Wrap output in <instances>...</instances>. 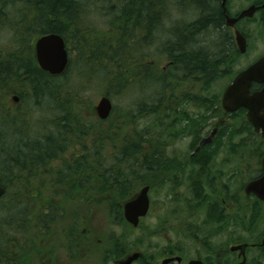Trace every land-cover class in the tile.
Masks as SVG:
<instances>
[{
    "label": "trees",
    "instance_id": "1",
    "mask_svg": "<svg viewBox=\"0 0 264 264\" xmlns=\"http://www.w3.org/2000/svg\"><path fill=\"white\" fill-rule=\"evenodd\" d=\"M0 1V40L5 31L11 33L8 46L0 45V171L3 172L0 184L6 191L0 200V214L4 212L6 216L0 228L8 229L9 226L5 227V224H14L15 219H19V229H25L29 231L28 234H36L43 239L52 232L54 222H71L74 227L65 237L68 248L77 251L83 246L87 250L92 237H84L82 228L86 222L78 220L80 212H86L89 217L95 205L101 206L113 219L112 224H124V205L145 186H154L149 172L156 155L164 152L161 149L156 153L159 145L172 144L179 134L177 127L167 122L161 127L154 124L139 131L141 129L134 127L138 113L142 114L144 110V116L149 111L158 115V105L165 104L168 97L175 96L174 91L179 92L180 86L188 80L193 82L192 91L183 92L182 96L191 94L193 101L207 108L208 113L214 111L219 106L217 97L210 99L203 93L209 90L212 82L219 80L218 58L222 51L230 49V39L226 35L216 37L208 47L199 39L203 29L209 27L208 22L216 30L224 26L218 15L186 25L181 22L178 25L172 23L169 34L176 37L171 45L176 48L173 50L174 58L168 44L172 38L160 47V51L169 56V63L172 61L174 64L164 70L158 65L156 57L147 60L144 46L140 47L137 43V32L144 33V41L156 32V25L164 17L166 19L167 13L164 10L168 6L164 0ZM95 2H117L120 6V14L110 23L112 32L99 31L87 20L88 8ZM198 4L205 12L213 11L208 5L211 2ZM29 12L31 14L28 15ZM49 34L62 36L69 52L74 51L73 57L78 62L74 63V58H71L66 73L61 76L43 72L36 60L35 43L40 37ZM145 62H151L152 65L146 67ZM142 81L150 82L151 90H159L147 98L133 100L130 107L119 114L116 125L119 129L116 133L122 137L119 143L115 138L107 136L113 132L112 128L108 131V127L113 123L114 112L105 121L94 115L87 105L88 90L95 83L107 84L112 87L115 95L132 99L138 98L136 90L140 88L137 85ZM16 86L21 88L14 91L21 100L25 101V93H29L37 102L43 100L49 105L51 116L44 118L49 123L44 125L43 131L39 124L28 127L27 115L20 114L19 110H7L3 100L13 93ZM151 99H154L152 103H148ZM86 111H89L88 116ZM103 127L107 129L102 130ZM127 127L132 128L129 134L124 132L129 129ZM240 133L246 137L241 140V150L250 140L256 143V137L247 124H242ZM89 137L92 138V148L87 145ZM232 137L233 134L230 135ZM222 142L228 143L226 139ZM71 143L79 146V153L67 156ZM109 148H112L113 154L104 155ZM14 184L23 190L22 194L35 193L34 197L29 198H34V205L38 209L31 211L33 214L28 220L23 219L25 212L20 211V215H16L18 210L13 199L16 192L9 191ZM47 191L52 197H44ZM7 198L8 203L5 205ZM55 200L58 205L52 203ZM263 207L261 202L254 201L249 214L242 207L238 215L231 217L234 230L238 227L245 234L234 242L237 245L260 244L248 251L259 252L262 260L263 238L256 237L255 233L256 225L263 217ZM9 240L13 246V255L4 251L7 239L0 233V264H27L31 258V245H36L35 241L30 236L24 238L23 242L15 237ZM81 241L85 242L84 245ZM77 243L78 249L75 247ZM86 243H90L89 246ZM1 251L5 253L1 254ZM120 256L121 249L115 248L108 255V260ZM226 262L230 264L228 260Z\"/></svg>",
    "mask_w": 264,
    "mask_h": 264
},
{
    "label": "rangeland",
    "instance_id": "2",
    "mask_svg": "<svg viewBox=\"0 0 264 264\" xmlns=\"http://www.w3.org/2000/svg\"><path fill=\"white\" fill-rule=\"evenodd\" d=\"M179 0H176L177 4H172L174 0H164V2L167 4L166 9L164 12H166V19L165 17L163 18V21L160 23L161 29L159 30V33H154L150 35V37L146 38V40L143 41L144 39V33H139L137 32V43L140 47L144 46L145 49V54H147V60L152 59L153 57L157 58L158 65L160 68L167 67V64L169 63V56L167 54L161 53L160 51V46L165 45L169 38L171 37L169 34V31H171V26L172 23H175L178 25L179 22L183 24H188L190 22H194L197 20V17L200 15V10L199 7L197 6V3L194 2L193 0H185L189 4H193L191 6L187 4H178ZM198 3L201 4L202 0H198ZM247 1L246 0H232V7H234L233 12L236 11V9H242L247 7ZM114 7L113 9H111ZM0 8H1V1H0ZM159 9V7L157 8ZM89 16H88V21L90 22L91 26H95L99 29V31H107L106 33L112 32L110 30V23L113 21L116 15L120 14V6L118 5L117 2H102V3H97L95 2L88 8ZM31 14V12L28 13V15ZM153 18V17H151ZM185 18V19H184ZM127 19V17H125ZM168 21V22H167ZM171 22V23H170ZM162 35V36H161ZM254 35V36H253ZM11 36V33L8 31L4 32V35L2 36L0 40V45L2 47L8 46V41ZM253 37H255V33L252 34ZM168 37V38H167ZM216 32H210L207 36L206 35H201L199 39L201 40V43L204 45L206 44V40L209 42V45L216 40ZM257 37L260 38L259 40L261 41L260 43H257L255 46V41L253 39L251 40V45L248 49V52L240 56L239 59L237 60L236 65H234V71L233 75L236 73L240 72L241 70L247 68L253 61H255L256 58H259L264 55V37L261 36L258 31H257ZM206 39V40H205ZM159 48V49H158ZM71 51L69 52V58H74V63L77 62L75 61V57L72 54ZM78 64V62H77ZM151 62H145L144 66H151ZM77 66L74 67L73 69L76 70ZM232 80V78H231ZM231 80L229 79V75H225L223 79L221 80H215L212 82L210 85V88L208 91L203 93L204 96L209 97L210 99H213L214 97H222V94L224 93L225 89L227 86L230 84ZM80 81V80H77ZM148 81H142L137 85V88L142 87V90L137 89L136 91L138 92L137 97H132V99L129 96H124V95H115L114 90L112 87L107 86V84H97L95 83L89 90H88V95H87V101H88V106L90 110H92L93 114L97 116V111L96 107L98 106V103L100 99L104 96H108L110 100L112 101L113 104V112L115 116L112 118V124L110 127H108V131L111 130L113 132H109L107 134L108 137H111L112 139L118 140L120 143L122 141V137L116 133L119 129L116 128L117 119L120 113L124 112L126 108L130 107V104L132 103L133 100L135 99H144L147 98L152 94V92L156 93L159 88H152L151 90V84ZM144 87V88H143ZM193 88V82L191 80H188L180 86V91L178 92L177 90L175 92V96H172V99H166L167 102L165 104H160L157 107L156 111H160L158 115L151 114L150 111L148 114L144 116V110H142V114L138 113V118L136 119V122L134 124V127L141 129L139 131H143L142 129H145L147 127L154 126V124L158 126L164 125L166 122L170 126H176L179 134L176 137L175 141L173 142L174 144L178 142V145L171 149H168L166 151L167 155H173L175 154L174 151L178 152H183V156H187V151H183L182 149L186 148V144L184 142H181L183 136L180 133V128L183 127L184 123L183 120H190L193 121V123L196 122H202L207 115H205L206 110H204V107L197 102H194L191 94L188 95L187 97L182 96L183 92L190 93ZM13 89V88H12ZM21 90L19 86L14 87L13 93L8 94L6 99H4V103L7 104V110H19L20 114L22 113L27 115L28 117V127H31L32 125L35 126L37 124L40 125L41 131L45 129L44 125L48 124L49 121H46V117L51 116V113L49 111V105L41 100L37 102L35 99L31 97V94L25 93V101L21 100V98L15 94L17 90ZM111 93V96L109 92ZM15 91V92H14ZM156 91V92H155ZM196 91V90H195ZM109 94V95H108ZM160 93H158L159 96ZM134 96V95H133ZM14 97H17L19 99L18 102L14 101ZM191 98V99H187ZM151 99L148 101V103H152ZM165 100V99H164ZM171 100V101H170ZM170 101V102H169ZM190 101V102H188ZM169 102V103H168ZM143 109V107H142ZM176 110V112H174ZM89 111H86L87 116ZM91 112V111H90ZM112 112V113H113ZM142 115V116H141ZM188 124H185V127ZM126 131H124L126 134H129L132 132V128L127 127ZM103 129H107V127H103ZM39 130V131H40ZM155 132V128H153V135ZM245 136H241V140L245 139ZM260 140L257 139L256 143L253 144V140H250L247 144L250 145L246 149L241 151L242 158L245 159L244 163L240 164V178L232 181H226L225 180V185L226 187L228 186L229 189H227V194L232 196L238 191V188L245 186V184L250 180L251 177L256 175V172L260 168V161L259 159L261 158V151L263 150H258V145L260 144ZM172 143V144H173ZM264 144V142H262ZM87 145L92 148V138L87 139ZM145 147V146H144ZM71 150L68 151L67 156H71V154H78L79 152V146L75 143H71ZM107 154H113L112 148L106 149L104 155ZM185 158L183 157V160ZM54 168L56 166H53ZM3 174L2 171H0V175ZM183 178L178 179L179 185H177L176 189L172 191L171 186L172 185H167L164 188L165 183L162 182H153L155 185V188L153 189L152 193L150 194V199L152 202V211L145 219V222L143 223V226L141 229L135 232H129L128 238H123V235L125 233V228L121 226H114L112 224L113 219L109 215L108 211L104 208L102 209L101 206H94L92 215L89 217L86 216L87 213L80 212V217L78 220H83L85 224H83L82 232L84 233V237L87 239L88 236L92 237L91 245L87 250L83 249V246H81L80 254L77 253L76 249L73 248L70 250L68 248L69 244L66 243L65 237H68V231L70 232L71 229L74 227L73 224L70 223H65L63 224L62 222L58 223H53L52 225V232L46 236V238H41L39 236H35L32 234H28V232L25 229H19L20 221L19 219H15L14 224H5V227L9 226V228H0V233L2 237H5L7 239V243L4 245V251L8 252L9 254L13 255L12 244L9 238L14 239H19L20 242L24 241V238L31 237L33 241H35V244L37 246H43V247H48L49 251L51 250L52 253L46 255L45 257V264H113L112 259L108 260V255L111 254L115 248H120L124 246L123 248L125 249V252H131L134 249H137L141 253H144V257L146 259H150L152 261H159L160 263L163 260V253L165 252V249H169V242H170V237H172V234L174 236V231H172V226L170 227L169 222L171 219H174L177 216V213L179 212V202L182 201L181 199H186L185 196L186 190H185V183H183ZM239 181V182H238ZM37 182V181H36ZM35 182V183H36ZM39 182V181H38ZM163 186V187H162ZM240 189L241 193L242 190ZM9 191H15L16 195L14 199V204L16 209L18 210V213L16 214L19 216V212H25L26 214V209H27V215L23 214V219L30 218V216L33 214L31 211H35L38 209L34 205V198L30 199L29 197H34L33 193L32 195H25L22 194L19 186L17 184H14V187L10 186ZM159 191V192H158ZM30 193V192H29ZM28 193V194H29ZM46 198L52 197L51 193L49 191L46 192V195L44 196ZM180 200V201H176ZM240 201V206L239 208L241 209L242 207L250 213V209L254 205V201L252 199H245L243 197V194H241V197L239 199ZM5 205L8 203V198L5 199L4 201ZM53 204L58 205V201H52ZM188 207V204L187 206ZM205 206H202V211ZM195 208L194 210H196ZM201 210V208H200ZM160 211H161V221L160 223H163V225L158 228V226L155 225L156 223V216H160ZM201 213V212H200ZM261 214L263 215L261 221L256 225V233L255 236L259 237L263 232H264V207L261 209ZM171 215V216H170ZM174 215V216H173ZM238 215V214H237ZM232 217V216H231ZM230 220L228 222H225L223 225H215V224H207L206 223V215L205 211L199 215L194 217L193 219L189 220L188 223L193 225L192 227H188V229L183 230L184 232H180L181 235L183 236L180 238L181 242H186V235L189 233H198L202 234L203 238L206 239L207 243V248L208 250L210 249L211 251H217V250H222L224 249L229 253L227 256V260L230 262V264H235L238 262V256L237 254H231L230 253V247L231 245H236L234 242L238 237H241L242 234L241 231L239 230L238 227H236V231L232 227L233 223ZM6 218L4 212L0 214V224L2 223V219ZM77 220V221H78ZM3 224H1L2 226ZM201 227L200 230H197V228ZM174 230V227H173ZM91 231V232H90ZM182 231V230H181ZM235 231V232H233ZM93 233V234H92ZM37 239H33L36 238ZM202 238V236H201ZM200 238V239H201ZM82 240V239H79ZM77 241V240H76ZM84 241V240H83ZM81 241V244L84 245L85 242ZM199 242V241H198ZM191 243V244H190ZM8 244V245H7ZM88 246L90 243H86ZM187 248H188V253L194 252L196 250V245L193 242H188L187 243ZM75 249V250H74ZM83 249V250H82ZM1 251V254H4L5 252ZM92 251L94 253H92ZM212 252V254H213ZM82 253V254H81ZM2 259V256H0ZM248 264H264V260L260 258L259 252L253 251L251 253H248ZM32 264H43L42 259L40 257L35 258L32 257ZM2 263V262H1ZM143 262H140L138 264H142ZM28 264V263H27Z\"/></svg>",
    "mask_w": 264,
    "mask_h": 264
},
{
    "label": "flooded vegetation",
    "instance_id": "3",
    "mask_svg": "<svg viewBox=\"0 0 264 264\" xmlns=\"http://www.w3.org/2000/svg\"><path fill=\"white\" fill-rule=\"evenodd\" d=\"M194 2L198 4V0H193ZM247 7L242 9H236L235 12H233L234 7H232V0H202V2H211V4H208L213 11L211 12H205L202 8L199 7L200 15L197 17V20L200 19H206L207 17L213 18L214 15H218V19L224 24L223 27L216 30L212 25L209 24V27H205L203 29V35L209 34V31H216L217 37L225 36L230 39V49L226 51H222L220 57L218 58L219 68H218V75L219 80L223 79L225 75H229V79L231 80L230 84L227 86V88L233 83L237 75L255 64L258 60L264 57L261 56L259 58H256L255 61H253L247 68L241 70L240 72L233 75L234 71V65H236L237 60L240 56L245 55L248 52V49L251 45V40L255 41V46L257 43H260V38L257 37V31L258 33L264 37V0H246ZM190 3V2H189ZM185 0H179L178 4H187L191 6L193 4H189ZM172 4H177L176 0L172 2ZM251 7H255L256 13L253 17H245L240 19L238 22L235 23V25L230 26L227 24L228 17L232 19H238L241 14L248 10ZM159 13V11H158ZM203 13V14H202ZM204 13L206 15H204ZM206 18H205V17ZM185 19V18H184ZM195 20V21H197ZM212 21V20H211ZM158 22V20H157ZM184 24V22H183ZM187 24V23H186ZM184 24V25H186ZM182 28H186L184 26ZM207 25V26H208ZM161 29L160 23L156 25V32L159 33V30ZM237 32H239L243 38L246 41V51L245 53H241L238 46L237 41ZM255 33V37L252 36V34ZM187 36L188 33H185ZM172 38V40L170 39ZM168 44L170 45V50L173 52L175 51V46H171L174 44L176 37H170ZM206 40V39H205ZM206 46H210L209 42L206 40ZM219 44V43H218ZM204 45V44H203ZM162 46V45H161ZM160 46V47H161ZM205 46V45H204ZM67 47V45H66ZM159 49V48H158ZM208 49V48H207ZM68 52L69 49L67 48ZM173 58H174V52H173ZM174 62H170L167 64V67H164L163 69L166 70L168 66H173ZM226 88V89H227ZM225 89V90H226ZM262 89H264V85L260 84H254L251 88V94L255 92H259ZM225 92V91H224ZM222 97H217L219 106L215 108L214 111L209 112L207 108H204L206 110L205 119L202 122H196L193 123V121L190 120H183L184 126L179 127L180 133L183 135L181 142H184L186 144V148L182 149L183 151H187V156H183V152L174 151L175 154L173 155H167L166 151L168 149H173L178 145L179 140L176 144H170V145H159L158 149L156 151L159 152L161 149L164 150L163 153H158L153 161L151 172H149V175L153 182H162L165 183L164 188L167 185H172V191L176 189L178 183V179L183 178V183H185V190L187 196H185V200L181 199L176 200L177 202L180 201L179 212L177 213V216L174 219H171L169 222L170 227L172 226V231H174V236L172 234V237H170L169 242V249H165L163 255V260L160 263L159 261H152L150 259H146L144 257V253H141L137 249H134L131 252H125L124 246L121 247V256L119 258L112 259L113 264H122L124 260H126L128 257L134 255V254H140V258L138 261L134 262L133 264H138L140 262H143L142 264H164L165 261H170L169 264H190L192 262H199L200 264H227V256L229 253L222 250L217 251H211L207 248L206 239L203 238V235L200 233H189L186 235V242H181L180 238L183 236L180 232H184L183 230L188 229V227H192L189 222V220L193 219V216H199L205 211L206 215V223L209 224H215V225H223L225 222H228L230 220L231 216H234L235 214H238L240 211V197L241 194H243V197L245 199H252L253 201H259L264 205V202L259 200L254 195H246L245 193V187L246 185L254 180H257L261 178L264 175V172L262 170V159L264 157V151H261L264 149V138L262 137V130L258 133L256 132V128L252 123L248 121L247 115L248 112L246 109L241 108L236 112L228 113L224 110L222 105ZM169 99V97H168ZM172 99V97H170ZM190 99V98H188ZM185 124H188L185 127ZM242 124H247V127L249 130L254 134L256 137V140L259 139L260 144L258 145V150H260L262 153L261 158L259 159L260 168L256 172V175L250 178L248 182L245 184L243 189L238 188V191L230 196L227 194V189L229 187L225 185V180L235 181L240 178V164L244 163L245 159L242 158L241 155V130H242ZM195 126V127H194ZM233 134L232 139L230 138V135ZM225 135H228L227 137ZM229 137V138H228ZM226 139V142L228 143H221L222 140ZM250 146L247 145L246 148ZM245 148V149H246ZM244 150V149H243ZM183 157L185 158L183 160ZM142 171L144 172L143 166ZM145 173V172H144ZM239 182V181H238ZM149 186V185H147ZM145 186V187H147ZM150 187L149 196L152 193L153 189L155 188V185L153 187ZM163 187V186H162ZM242 190V193L240 191ZM159 192V191H158ZM137 196V195H136ZM133 197L134 198H136ZM132 199V200H133ZM151 202V199H150ZM188 204V207H186ZM202 206H205L202 211ZM197 208L196 210H194ZM201 208V210H200ZM123 209V218L125 223L124 224H114V226H121L124 227L125 233L123 235V238H128L129 232L132 231H138L143 226V223L145 222V219L149 216V214L152 211V202L150 203V209L146 217H143L140 219V223L138 227H134L133 225L129 224L124 216V207ZM201 212V213H200ZM171 216V215H170ZM174 216V215H173ZM162 217H161V211L160 216H156V223L155 225L160 228L163 223H160ZM232 221V219H231ZM174 227V230H173ZM201 227L198 226L197 230H200ZM182 230V231H181ZM77 238H79V234L76 235ZM202 236V238H201ZM264 239V233L260 235ZM201 238V239H200ZM262 239V240H263ZM199 241V242H198ZM193 242L196 245V250L194 252L188 253L187 243ZM191 244V243H190ZM237 245V244H236ZM249 245H253V243H250ZM257 246L260 244H256ZM44 246V245H43ZM37 246V245H31L30 253L31 258L28 261V264H32V257L35 256V258L40 257L42 259V263L45 264L46 260L45 257L48 254H51L52 251L48 249V247ZM234 245H231V247ZM75 247L78 249L79 243L75 245ZM254 247H249L248 249H253ZM247 249V255L250 253ZM258 250V249H257ZM230 251V250H229ZM80 250H77V253L79 254ZM213 252V254H212ZM231 254H237L238 262L242 261V259L239 257V253H232ZM248 259V257H247ZM248 264V261H247Z\"/></svg>",
    "mask_w": 264,
    "mask_h": 264
},
{
    "label": "water",
    "instance_id": "4",
    "mask_svg": "<svg viewBox=\"0 0 264 264\" xmlns=\"http://www.w3.org/2000/svg\"><path fill=\"white\" fill-rule=\"evenodd\" d=\"M264 8V6H263ZM255 7H251L244 11L238 19L228 17L227 24L235 25L240 19L245 17H253L256 13ZM237 41L241 53L246 51V41L243 36L237 32ZM35 55L40 69L51 76H61L66 73L69 67V52L66 47L64 38L57 34H49L40 37L35 43ZM254 84L264 85V57L255 64L240 72L233 83L225 90L222 105L226 112L233 113L241 108L247 110L248 121L254 125L256 132H262L264 138V89L251 94V88ZM14 101L19 99L14 97ZM97 117L105 121L113 112V104L108 96L100 99L96 107ZM262 170L264 172V157L262 159ZM150 187H144L140 190L136 198L124 205V216L126 221L138 227L140 219L146 217L150 209ZM6 191L0 184V199L5 195ZM246 195H254L264 202V175L254 181L249 182L245 187ZM264 245V239L262 241ZM256 245L242 244L230 247V252L239 253L242 259L237 264H247V249ZM140 254H134L122 262V264H133L138 261ZM169 260L164 264H169ZM190 264H200L192 262Z\"/></svg>",
    "mask_w": 264,
    "mask_h": 264
},
{
    "label": "bare ground",
    "instance_id": "5",
    "mask_svg": "<svg viewBox=\"0 0 264 264\" xmlns=\"http://www.w3.org/2000/svg\"><path fill=\"white\" fill-rule=\"evenodd\" d=\"M162 36V35H161ZM168 38V37H167ZM1 200V199H0Z\"/></svg>",
    "mask_w": 264,
    "mask_h": 264
}]
</instances>
